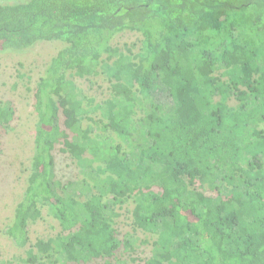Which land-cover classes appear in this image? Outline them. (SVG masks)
<instances>
[{
  "label": "trees",
  "instance_id": "obj_1",
  "mask_svg": "<svg viewBox=\"0 0 264 264\" xmlns=\"http://www.w3.org/2000/svg\"><path fill=\"white\" fill-rule=\"evenodd\" d=\"M124 30L144 37L136 64L111 44ZM43 40L66 45L37 85L32 169L5 233L28 246L43 207L62 232L15 263L127 264L136 239L116 218L132 199L136 225L156 236L152 264H264V0L0 4L1 50ZM73 70L105 75L110 97L94 104ZM16 113L0 101V135ZM57 144L78 178L57 176Z\"/></svg>",
  "mask_w": 264,
  "mask_h": 264
},
{
  "label": "rangeland",
  "instance_id": "obj_2",
  "mask_svg": "<svg viewBox=\"0 0 264 264\" xmlns=\"http://www.w3.org/2000/svg\"><path fill=\"white\" fill-rule=\"evenodd\" d=\"M21 1L24 0H0V4ZM143 38L139 31L124 30L115 35L111 44L133 57L132 63L136 64L138 59L135 55L141 50ZM65 45L66 42L61 40H43L25 50L0 49V101L13 100L17 110L11 130L0 135V262L16 264L14 261L16 256L29 258L31 253H39V249L43 247L42 241L62 232L58 219L50 215L47 207L42 208L40 218H29L28 246H16L5 233V227L14 218L32 169L33 138L37 121L33 104L37 85L50 59ZM101 58L106 61L113 60V57L106 53ZM223 71L224 68H220L214 72V76H221L226 80V76L221 74ZM70 74L69 78L94 100V104L110 97L109 82L105 75L80 74L77 70ZM230 104L238 105L234 98L230 100ZM182 111L186 117H190L187 105ZM95 117V111L87 113L83 120L84 126L92 122L89 118ZM55 154L57 176L63 181L78 178L79 168L69 147L57 144ZM207 193L214 194L211 191ZM117 211L120 216L116 218V226L121 235L128 232L136 239L134 251L131 250L128 254L127 264H152V249L156 236L136 225L138 216L134 201L129 199L119 204Z\"/></svg>",
  "mask_w": 264,
  "mask_h": 264
}]
</instances>
